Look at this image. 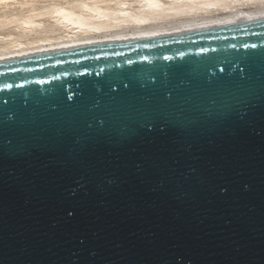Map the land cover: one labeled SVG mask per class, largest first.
Segmentation results:
<instances>
[{
	"label": "water",
	"instance_id": "water-1",
	"mask_svg": "<svg viewBox=\"0 0 264 264\" xmlns=\"http://www.w3.org/2000/svg\"><path fill=\"white\" fill-rule=\"evenodd\" d=\"M0 264H264V19L0 62Z\"/></svg>",
	"mask_w": 264,
	"mask_h": 264
},
{
	"label": "bare ground",
	"instance_id": "bare-ground-1",
	"mask_svg": "<svg viewBox=\"0 0 264 264\" xmlns=\"http://www.w3.org/2000/svg\"><path fill=\"white\" fill-rule=\"evenodd\" d=\"M5 1L7 0H0V3ZM113 1H81L80 4H68L51 12L33 14L26 17L23 23L25 26L23 34L25 36L38 34V30L44 27L43 22H40L39 19L51 16L50 18L66 27V32H69L68 37L59 39H44L45 37H42L43 39L37 38L38 40L29 41L31 43L25 45L20 43L21 40L20 42L16 40L9 43V39H5L8 42L3 39L2 43L7 42L9 45L4 44L6 47L0 48V62L88 45L176 35L264 19V9H261L240 13L230 18L195 20L197 18H206V16L209 17V15L224 11V9L227 10L231 6L241 4L252 6L251 4L258 3L261 5L262 3L264 4V0H171L169 4L164 3L162 0H142L144 8L138 11L131 10L124 2H120V9L113 8L111 5ZM102 4L106 5L103 6ZM185 17L193 18L194 20L174 26L137 29L132 33H110L111 30H118L124 27L141 28L161 21ZM14 22L16 21L14 20ZM107 33L109 34L104 36Z\"/></svg>",
	"mask_w": 264,
	"mask_h": 264
},
{
	"label": "rangeland",
	"instance_id": "rangeland-1",
	"mask_svg": "<svg viewBox=\"0 0 264 264\" xmlns=\"http://www.w3.org/2000/svg\"><path fill=\"white\" fill-rule=\"evenodd\" d=\"M88 2V0H7L5 2L0 3V48L6 47L5 45H9L7 40L9 39V43L16 41L21 42L22 44L31 43L35 40L39 39H59V38H67L68 33L66 32V27L61 25L60 23L56 22L51 16H46L44 18H40L39 21L43 22V28L38 30V34L25 36V26L23 25L24 19L33 14H40L44 12H51L61 6H67L68 4H80V2ZM109 1V0H108ZM164 3L169 4L171 0H162ZM120 2H124L127 4V7L133 11H138L144 8L142 0H114L111 5L113 8L120 9ZM105 6L106 4H102ZM245 5L241 4L238 6H231V8L224 11L216 12V14L206 16V18H197L195 20H203V19H223V18H230L240 13L246 12H253L264 9V4H251ZM16 21L13 23V21ZM194 20L193 18H178L173 20H165L158 22L156 24H152L146 27L135 28V27H124L125 30L122 31L124 28H120L118 30H111L110 33L118 34L121 32H130L132 33L134 30L137 29H152L158 27H165V26H174L180 24L182 22H188ZM128 33V34H130ZM109 33L104 34L107 36ZM71 35V34H70ZM103 36V35H102ZM43 37V38H42ZM47 37V38H46ZM3 39H7L5 43ZM2 40V41H1ZM31 41V42H29ZM2 43V44H1ZM7 43V44H6ZM5 44V45H4ZM4 45V46H2ZM28 48V47H25Z\"/></svg>",
	"mask_w": 264,
	"mask_h": 264
},
{
	"label": "snow or ice",
	"instance_id": "snow-or-ice-1",
	"mask_svg": "<svg viewBox=\"0 0 264 264\" xmlns=\"http://www.w3.org/2000/svg\"><path fill=\"white\" fill-rule=\"evenodd\" d=\"M240 71L243 73L244 70L241 68Z\"/></svg>",
	"mask_w": 264,
	"mask_h": 264
}]
</instances>
